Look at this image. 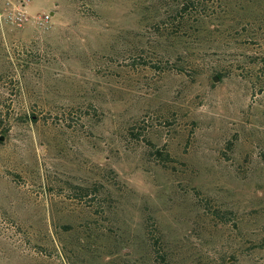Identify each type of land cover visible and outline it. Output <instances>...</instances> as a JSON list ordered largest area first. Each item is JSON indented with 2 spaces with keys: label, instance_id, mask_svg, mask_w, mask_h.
Instances as JSON below:
<instances>
[{
  "label": "rangeland",
  "instance_id": "obj_1",
  "mask_svg": "<svg viewBox=\"0 0 264 264\" xmlns=\"http://www.w3.org/2000/svg\"><path fill=\"white\" fill-rule=\"evenodd\" d=\"M7 2L0 264H264V0Z\"/></svg>",
  "mask_w": 264,
  "mask_h": 264
},
{
  "label": "built area",
  "instance_id": "obj_2",
  "mask_svg": "<svg viewBox=\"0 0 264 264\" xmlns=\"http://www.w3.org/2000/svg\"><path fill=\"white\" fill-rule=\"evenodd\" d=\"M25 7L26 5L22 2H7L0 7V19L3 18L6 23L19 28L25 25L47 28V25L51 19V15L37 14L30 17L27 15Z\"/></svg>",
  "mask_w": 264,
  "mask_h": 264
},
{
  "label": "trees",
  "instance_id": "obj_3",
  "mask_svg": "<svg viewBox=\"0 0 264 264\" xmlns=\"http://www.w3.org/2000/svg\"><path fill=\"white\" fill-rule=\"evenodd\" d=\"M177 7H178V11L180 12L179 15H181V14H188V13L194 11V8H195V0H177ZM217 77L219 78V80L222 79V75L221 74H217ZM212 79H213V77H212ZM157 154H159V153H157ZM158 156L161 158V160H163V161L165 160L164 159V156H162L160 154ZM83 190L85 192L83 194V196H87L88 193H89V191L87 190V188H84ZM156 243H157V241H156ZM152 249H153V244H152ZM162 252L163 251H161V250L159 251V249L154 246V253L158 255L157 258L159 260H161V261H164L165 260V257L162 254Z\"/></svg>",
  "mask_w": 264,
  "mask_h": 264
},
{
  "label": "water",
  "instance_id": "obj_4",
  "mask_svg": "<svg viewBox=\"0 0 264 264\" xmlns=\"http://www.w3.org/2000/svg\"><path fill=\"white\" fill-rule=\"evenodd\" d=\"M213 82H217L218 81V78L217 77H213ZM0 141H3V137H0Z\"/></svg>",
  "mask_w": 264,
  "mask_h": 264
}]
</instances>
